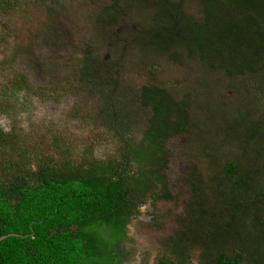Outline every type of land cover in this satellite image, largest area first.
Masks as SVG:
<instances>
[{"label":"trees","instance_id":"trees-1","mask_svg":"<svg viewBox=\"0 0 264 264\" xmlns=\"http://www.w3.org/2000/svg\"><path fill=\"white\" fill-rule=\"evenodd\" d=\"M98 1L91 0L93 4ZM105 2L94 15L95 28L114 25L129 9L140 6L139 0ZM151 2L153 17L147 21L150 32L143 34L139 49L147 53L152 50L158 56L168 54L172 61L180 62L178 49L211 71L245 80L257 98L264 93V0ZM188 2L198 6V16L186 11ZM50 3L48 12L53 13L58 3ZM20 5L21 0H0V16L16 12ZM173 49L176 54L171 53ZM94 62L87 53L78 70L79 78L91 88L99 87L98 92L117 93L118 69L101 65L94 69ZM24 86L23 77L17 76L10 87L1 89V96L14 99ZM139 91L140 105L150 109L148 128L140 142L123 139L116 160L97 158L90 148L81 151L79 159L72 158L56 142V157L52 152L31 155L20 138L25 137L24 131L17 128L15 120L9 118V129L0 125V237L13 235L0 242V264H126L130 256L125 243L131 220L148 200L173 199L165 176V143L190 127L187 99L177 100L156 85L142 86ZM107 100L109 109L118 115L111 98ZM6 113L0 106V120ZM110 120L122 128L114 116ZM254 133L241 138L243 145L251 137L264 134ZM262 143L257 141V145ZM243 155L251 159L254 154L246 151ZM238 167L228 162L225 173L214 180L229 184L228 189L248 181L250 175ZM193 182L197 187L191 206L205 205L198 198L202 179ZM254 189L255 217L246 213L243 218V209L230 200H224L227 215L192 211L185 228L176 230L166 242L159 263L187 264L189 248L197 246L203 264H264V216L260 212L264 193L257 186ZM246 220L260 237L261 248L251 246L243 236ZM224 241L232 243L229 251L220 247Z\"/></svg>","mask_w":264,"mask_h":264},{"label":"rangeland","instance_id":"rangeland-1","mask_svg":"<svg viewBox=\"0 0 264 264\" xmlns=\"http://www.w3.org/2000/svg\"><path fill=\"white\" fill-rule=\"evenodd\" d=\"M55 1L58 5L53 13L48 12L51 0H21L16 12L0 16V106L7 111L0 125L9 129V118L15 120L24 131L25 137L20 138L31 155L53 154L56 142L72 158L79 159L81 151L90 148L97 158L116 160L122 140L140 142L148 128L150 109L139 102L142 86H159L177 100L190 103L192 124L165 143V176L174 199L149 200L139 209L127 227L125 244L130 257L126 264H158L166 242L176 230L185 228L192 211L227 215L224 200H230L243 209V218L246 213L254 216V188L264 193V134L258 133L244 145L241 138L264 132V93L257 98L245 80L211 71L178 49L180 62L172 61L168 54L158 56L152 50L139 49L143 34L150 32L151 0H139L138 9L131 8L116 24L100 28H95L94 15L105 0L94 4L91 0ZM186 11L199 15L193 2L187 3ZM87 53L95 61L94 69L99 65L118 69L117 93L98 92L99 87L91 88L79 78ZM17 76L23 77L24 88L14 99H3L1 89L10 87ZM107 98L118 115L109 109ZM111 116L123 124L121 129L113 126ZM253 120L256 122L248 125ZM256 139L263 143L257 145ZM246 147L254 154L251 159L243 155ZM228 162L249 174L248 181L232 189L215 181L225 173ZM196 178L202 179L198 198L205 205L190 204ZM263 206L260 212L264 216ZM245 232L242 235L251 246L262 247L250 221ZM230 243L224 241L220 247L229 251ZM190 254L187 264H203L197 246Z\"/></svg>","mask_w":264,"mask_h":264},{"label":"flooded vegetation","instance_id":"flooded-vegetation-1","mask_svg":"<svg viewBox=\"0 0 264 264\" xmlns=\"http://www.w3.org/2000/svg\"><path fill=\"white\" fill-rule=\"evenodd\" d=\"M188 123H190L189 125L192 124L191 121H190V118H189V122H188ZM173 199H174V198H173ZM162 200H163V199H162ZM164 200H166V199H164ZM170 200H171V199H170ZM148 201H149V200H148ZM150 201H151V203H156V202H157V201H156V202H153L152 200H150ZM158 201H159V200H158ZM191 250H192V249H191V247H190L189 250H188V253H189V254L191 253ZM190 255H191V254H190ZM190 259H191V258H190ZM158 264H160L159 261H158Z\"/></svg>","mask_w":264,"mask_h":264},{"label":"water","instance_id":"water-1","mask_svg":"<svg viewBox=\"0 0 264 264\" xmlns=\"http://www.w3.org/2000/svg\"><path fill=\"white\" fill-rule=\"evenodd\" d=\"M9 236H13V235L10 234V235H6V236H2V237H0V242H1L2 240L6 239V238L9 237ZM15 236H18V235H15Z\"/></svg>","mask_w":264,"mask_h":264}]
</instances>
